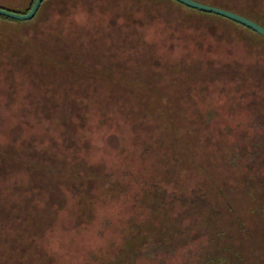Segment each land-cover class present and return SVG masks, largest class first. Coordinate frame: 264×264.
Wrapping results in <instances>:
<instances>
[{"label": "rangeland", "instance_id": "374dc122", "mask_svg": "<svg viewBox=\"0 0 264 264\" xmlns=\"http://www.w3.org/2000/svg\"><path fill=\"white\" fill-rule=\"evenodd\" d=\"M0 264H264V42L171 0L0 19Z\"/></svg>", "mask_w": 264, "mask_h": 264}, {"label": "trees", "instance_id": "16d2710c", "mask_svg": "<svg viewBox=\"0 0 264 264\" xmlns=\"http://www.w3.org/2000/svg\"><path fill=\"white\" fill-rule=\"evenodd\" d=\"M171 1L178 4L181 7H184L188 10L193 11L194 13H198V14L203 15V16L205 15L206 17H209V18L218 19V20L224 22L228 27H236V28L239 27V28L255 35L256 37L261 39V41L264 42V37L262 35L256 33L252 29L247 28V27H245L239 23H236L232 20H229L227 18L218 16V15H215L212 13H206V12H202V11H199L196 9L189 8V7L183 5V4H181L175 0H171ZM195 1L235 12V13L240 14V15H242V16H244V17H246V18H248V19H250V20H252V21H254V22H256V23H258L264 27L263 17L259 13V12H261V10L258 8V4L257 5L253 4V2L258 3L255 0H195ZM34 2H35V0H33L32 3L30 4V6L24 11L13 9V8H8V7H4V6H0V8L7 9L10 11H14V12H18V13L27 14L30 11L31 7L33 6ZM43 3H42V5H43ZM42 5H41V7H42ZM41 7H40V9H41ZM40 9H39V11H40ZM0 19L7 21V22H14V23H20V24H25L27 22V21H17V20H13V19H10L7 17H3V16H0ZM52 171L55 172L54 169ZM50 180L51 179H48V182H50ZM50 184L54 185V183H50Z\"/></svg>", "mask_w": 264, "mask_h": 264}, {"label": "water", "instance_id": "95a60500", "mask_svg": "<svg viewBox=\"0 0 264 264\" xmlns=\"http://www.w3.org/2000/svg\"><path fill=\"white\" fill-rule=\"evenodd\" d=\"M45 0H35L33 6L31 7L30 11L27 14H23V13H18V12H14V11H10L7 9H3L0 8V16L3 17H7L13 20H17V21H30L33 18H35V16L37 15L42 3ZM189 8L192 9H196L202 12H206V13H212L224 18H227L229 20H232L236 23H239L247 28L252 29L253 31H255L256 33L262 35L264 37V27L240 14H237L235 12L226 10V9H222L219 7H215V6H211V5H207V4H203L200 3L198 1L195 0H175Z\"/></svg>", "mask_w": 264, "mask_h": 264}]
</instances>
